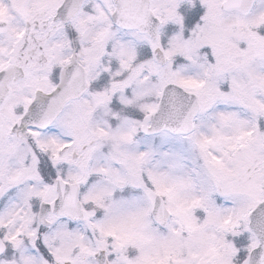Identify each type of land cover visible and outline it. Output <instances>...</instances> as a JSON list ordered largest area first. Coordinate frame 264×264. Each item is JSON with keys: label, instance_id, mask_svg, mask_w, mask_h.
I'll use <instances>...</instances> for the list:
<instances>
[{"label": "snow or ice", "instance_id": "1", "mask_svg": "<svg viewBox=\"0 0 264 264\" xmlns=\"http://www.w3.org/2000/svg\"><path fill=\"white\" fill-rule=\"evenodd\" d=\"M0 264H264V0H0Z\"/></svg>", "mask_w": 264, "mask_h": 264}]
</instances>
